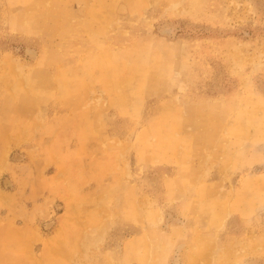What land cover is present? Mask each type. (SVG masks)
I'll return each mask as SVG.
<instances>
[{
    "label": "rangeland",
    "instance_id": "1",
    "mask_svg": "<svg viewBox=\"0 0 264 264\" xmlns=\"http://www.w3.org/2000/svg\"><path fill=\"white\" fill-rule=\"evenodd\" d=\"M0 264H264V0H0Z\"/></svg>",
    "mask_w": 264,
    "mask_h": 264
},
{
    "label": "crops",
    "instance_id": "2",
    "mask_svg": "<svg viewBox=\"0 0 264 264\" xmlns=\"http://www.w3.org/2000/svg\"><path fill=\"white\" fill-rule=\"evenodd\" d=\"M63 149V148H62Z\"/></svg>",
    "mask_w": 264,
    "mask_h": 264
}]
</instances>
